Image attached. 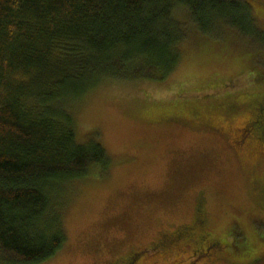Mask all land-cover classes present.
<instances>
[{
  "label": "rangeland",
  "instance_id": "374dc122",
  "mask_svg": "<svg viewBox=\"0 0 264 264\" xmlns=\"http://www.w3.org/2000/svg\"><path fill=\"white\" fill-rule=\"evenodd\" d=\"M240 1L261 34L210 38L179 6L172 75L104 79L77 101V142L111 165L73 184L67 242L42 264H264V139L249 132L264 109V0ZM185 229L196 240L170 236Z\"/></svg>",
  "mask_w": 264,
  "mask_h": 264
},
{
  "label": "trees",
  "instance_id": "16d2710c",
  "mask_svg": "<svg viewBox=\"0 0 264 264\" xmlns=\"http://www.w3.org/2000/svg\"><path fill=\"white\" fill-rule=\"evenodd\" d=\"M179 6L210 38L261 34L240 0H0V264L63 249L71 187L111 165L101 144L77 142L71 110L104 79L172 75L187 39ZM254 112L249 132L264 139V109Z\"/></svg>",
  "mask_w": 264,
  "mask_h": 264
},
{
  "label": "flooded vegetation",
  "instance_id": "af4514ba",
  "mask_svg": "<svg viewBox=\"0 0 264 264\" xmlns=\"http://www.w3.org/2000/svg\"><path fill=\"white\" fill-rule=\"evenodd\" d=\"M197 220V219H196ZM196 222V221H195ZM186 230V229H185ZM185 230L183 231V230H181L180 232L177 230V231H175L172 235H170L171 237H173V238H176V237H178L180 234H182V232H183V234L185 235ZM186 237H189L190 239L189 240H187V238H186V240L187 241H193V240H196V237H194V238H192L191 237V235H189V236H186ZM217 246H219V242L218 241H213L212 242V248H215V247H217ZM132 257L130 258V260H128V259H125L126 260V262H125V264H128V263H130V261H132ZM123 261H121L120 263H122ZM119 263V264H120Z\"/></svg>",
  "mask_w": 264,
  "mask_h": 264
}]
</instances>
